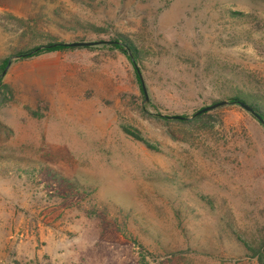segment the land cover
Returning a JSON list of instances; mask_svg holds the SVG:
<instances>
[{
	"label": "rangeland",
	"instance_id": "obj_1",
	"mask_svg": "<svg viewBox=\"0 0 264 264\" xmlns=\"http://www.w3.org/2000/svg\"><path fill=\"white\" fill-rule=\"evenodd\" d=\"M7 61L0 264H264V124L191 123L264 100V0H0Z\"/></svg>",
	"mask_w": 264,
	"mask_h": 264
},
{
	"label": "trees",
	"instance_id": "obj_2",
	"mask_svg": "<svg viewBox=\"0 0 264 264\" xmlns=\"http://www.w3.org/2000/svg\"><path fill=\"white\" fill-rule=\"evenodd\" d=\"M114 46L118 49H121L123 50L126 54H127V51L129 48H131V50L133 49L132 47L130 46H126L125 44H122L120 45L119 42H115L114 43ZM129 47V48H128ZM70 47H66L64 43H51L47 46H44V47H40V48H36L32 51H28L24 54H19L17 57H19L20 59H30V58H33V57H38V56H41L43 54H47V53H53V52H59V51H64V50H67L69 49ZM127 48V50H126ZM8 65V61L7 63L5 64L4 66V69L5 67H7ZM3 69V70H4ZM2 70V72H4ZM2 72H0V81H1V78H2ZM2 73V74H1ZM241 93V94H240ZM240 93L239 92H236L235 95H233L229 100H230V103H234V104H238L239 105V102H243V103H246L247 105H249L259 116L262 117L263 121H264V114L263 112L261 111V106L260 104L264 102V100H261V99H255L253 98L252 96H249L248 93H245L243 94V92L240 90ZM249 97V98H248ZM222 102V101H221ZM217 103V102H216ZM208 117V114H203V115H200L196 118H194L193 121H191V123H199V125L201 127H207L205 126L204 124H206L205 122H203V120ZM181 122H187V119L185 120H182ZM262 123V122H261ZM127 134L133 136L134 138L140 140L141 142L145 143V140H142L141 138H139L138 136H135L134 134H132L131 132L129 131H125ZM247 249L251 252H253V256L254 257H260L261 253H260V250H255L253 249L252 247H249L247 246Z\"/></svg>",
	"mask_w": 264,
	"mask_h": 264
},
{
	"label": "water",
	"instance_id": "obj_3",
	"mask_svg": "<svg viewBox=\"0 0 264 264\" xmlns=\"http://www.w3.org/2000/svg\"><path fill=\"white\" fill-rule=\"evenodd\" d=\"M103 44L102 42H74V43H70V44H65L66 47H70V48H78V47H92V46H96V45H100ZM10 65V64H9ZM8 67L5 69V71L3 72L2 76H4L7 72ZM143 91L144 94L147 98V91L145 88V85L143 84ZM230 102L228 101H222V102H217L215 104H212L210 106H206L202 109H200L199 111H197L191 119L196 118L200 115H203L205 113L211 112L217 108H220L222 106L228 105ZM239 105L244 108L246 111L252 113L260 122H262L264 124V121L262 119L261 116H259L249 105H247L246 103L243 102H239ZM174 119L177 120H185L187 118L183 117V116H174Z\"/></svg>",
	"mask_w": 264,
	"mask_h": 264
}]
</instances>
